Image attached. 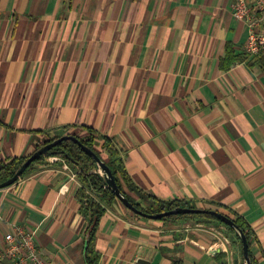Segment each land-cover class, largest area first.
<instances>
[{
    "label": "crops",
    "instance_id": "1",
    "mask_svg": "<svg viewBox=\"0 0 264 264\" xmlns=\"http://www.w3.org/2000/svg\"><path fill=\"white\" fill-rule=\"evenodd\" d=\"M232 3L0 0V161L27 158L62 128H92L142 191L243 218L264 264V53H245ZM227 46L238 60L224 70ZM72 175L46 160L0 189V255L22 226L47 264H84ZM218 231L143 221L119 203L95 249L100 264H240Z\"/></svg>",
    "mask_w": 264,
    "mask_h": 264
},
{
    "label": "trees",
    "instance_id": "2",
    "mask_svg": "<svg viewBox=\"0 0 264 264\" xmlns=\"http://www.w3.org/2000/svg\"><path fill=\"white\" fill-rule=\"evenodd\" d=\"M237 60L238 58L233 56L232 47L227 46L225 58L221 62V68L226 70ZM83 130L86 132V136H72L77 138L80 143L90 149L109 168L120 193L138 211L152 215L170 211L175 208L213 210L210 208H199L194 202L189 201L160 200L149 193L142 191L134 184L133 180L127 173L124 163L120 157L119 150L115 146L114 142L106 136L100 135L92 128H83ZM65 135L70 134L67 132V130H65V128H62V132L55 133L52 137H48L44 143L37 145L35 150ZM49 157H58L63 159L69 164L72 170H74V174L80 184V187L75 192V199L79 204L80 213L86 218V225L83 231V234L86 238L84 246V264H100V255L95 249V239L98 224L106 211L111 209L115 204H119V201L114 193L109 188H107L103 177L98 172V168L93 158L83 152V150L72 141H63L52 148L46 155L39 157L23 172L20 178H23L25 175L29 174L37 165H44L47 158ZM25 160L26 158L22 157L8 158L4 161H0V184L11 178ZM216 207L219 208V206ZM214 211L227 216L235 223V225L241 230L246 238L250 264H260L251 252L252 245L256 241L254 234L247 222L235 213L227 214L225 211L228 210L224 209L219 211L218 209H214ZM130 213L138 219L149 221L133 214L132 212ZM156 221L162 222L164 224L174 225L194 222V224H217L223 226L227 230L228 234H230V237L234 238L238 244L239 255L241 258L240 264H244L240 237L235 232V230L222 223L216 217H213L207 213H200L173 215ZM261 257L264 263V255L261 254ZM173 264L182 263L174 262Z\"/></svg>",
    "mask_w": 264,
    "mask_h": 264
},
{
    "label": "built area",
    "instance_id": "3",
    "mask_svg": "<svg viewBox=\"0 0 264 264\" xmlns=\"http://www.w3.org/2000/svg\"><path fill=\"white\" fill-rule=\"evenodd\" d=\"M231 13L248 28L249 37L244 46L245 53L249 56L264 53V0H233ZM47 161L61 162L64 170H69L62 159L49 157ZM72 178H75V175H72ZM216 236L221 240V245L227 243L220 232H217ZM4 243L0 264H47L37 250L35 233L22 226H13L4 236Z\"/></svg>",
    "mask_w": 264,
    "mask_h": 264
},
{
    "label": "water",
    "instance_id": "4",
    "mask_svg": "<svg viewBox=\"0 0 264 264\" xmlns=\"http://www.w3.org/2000/svg\"><path fill=\"white\" fill-rule=\"evenodd\" d=\"M63 141H72L73 143L77 144L83 150V152H85L86 154L90 155L93 158V160H94V162L98 168V172L103 177L107 188H109L114 193V195L117 197L119 203L124 208H126L127 210L132 212L133 214L140 216L141 218H145L149 221H156V220H159V219H162L165 217H169V216H173V215H188V214L207 213L213 217H216L222 223L226 224L227 226H229L230 228L235 230V232L238 234V236L240 237V240H241L242 257H243L244 264H250V259L248 257V245H247L246 238H245L244 234L241 232V230L235 225V223L231 219H229L227 216H225V215H223L217 211H214V210H202V209H191V208H175V209L170 210V211L156 213V214H152V215L145 214L141 211H138L120 193V191L118 190V188L116 186V183L114 181V178H113L109 168L90 149L85 147L82 143H80V141L77 138H75L72 135L62 136V137L58 138L57 140L35 150L31 155H29L26 158V160L22 163V165L13 174V176L11 178H9L8 180H6L5 182L0 184V189H4V188L10 187L13 184H15L20 179L23 172L33 162H35L39 157L46 155L52 148H54L56 145H58L59 143H61Z\"/></svg>",
    "mask_w": 264,
    "mask_h": 264
},
{
    "label": "rangeland",
    "instance_id": "5",
    "mask_svg": "<svg viewBox=\"0 0 264 264\" xmlns=\"http://www.w3.org/2000/svg\"><path fill=\"white\" fill-rule=\"evenodd\" d=\"M58 158V157H57ZM59 159H61V158H59ZM63 160V159H62ZM64 161V160H63ZM65 162V164H67V166H68V168H69V170H70V166H69V164L66 162V161H64ZM61 163V162H60ZM187 224L188 225H190V226H194V225H196V224H194V222H187ZM200 225H203L204 227H206V228H213V229H216V230H219L218 232H221L222 233V235H224L225 237H227V239L230 237V234H228V232H227V230L225 229V227H223V226H220V225H217V224H214V225H209V224H200ZM227 235V236H226ZM229 240V239H228ZM238 253L237 254H239V250L237 251Z\"/></svg>",
    "mask_w": 264,
    "mask_h": 264
}]
</instances>
